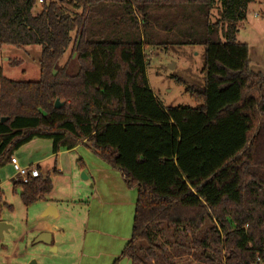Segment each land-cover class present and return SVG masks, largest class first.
I'll return each mask as SVG.
<instances>
[{"label":"trees","instance_id":"obj_1","mask_svg":"<svg viewBox=\"0 0 264 264\" xmlns=\"http://www.w3.org/2000/svg\"><path fill=\"white\" fill-rule=\"evenodd\" d=\"M253 1L0 0V47L40 46L37 80L0 67V168L47 139L53 154L83 144L117 169L136 201L112 264H172L156 234L198 232L208 218L210 239L199 243L221 248L223 264H264V74L236 39ZM184 45L203 47L202 85L186 88L196 106L165 107L144 50ZM18 188L29 206L52 182L38 174Z\"/></svg>","mask_w":264,"mask_h":264},{"label":"rangeland","instance_id":"obj_2","mask_svg":"<svg viewBox=\"0 0 264 264\" xmlns=\"http://www.w3.org/2000/svg\"><path fill=\"white\" fill-rule=\"evenodd\" d=\"M39 6L33 10L37 12ZM212 20L217 17L216 9L212 11ZM237 41L246 43L249 51V66L264 74V0H254L246 11V19L237 24ZM40 46L30 45L23 48L3 45L0 47V67L2 74L15 81H35L39 78L38 57ZM147 58L146 77L148 85L163 106H188L196 104L186 92L187 86H201L200 70L203 66L202 45H184L164 47H147L144 50ZM69 53L65 52L60 63H63ZM6 170L2 171L5 174ZM12 175V177H10ZM4 176V175H3ZM10 177V178H9ZM13 169L4 177L0 191V220L10 227L3 231L0 239V264H61V251L54 252L51 246L34 243V238L41 232L36 226L44 220L40 215L43 203L38 200L29 206H24L20 199V190H12L9 179L14 178ZM81 177V175H80ZM77 209V208H76ZM68 208L72 219H63L64 236L68 240L70 226L77 232L78 223L85 219V213L79 208ZM76 219L68 226L70 220ZM54 221L55 219H49ZM58 224L61 219L55 220ZM213 222L206 220L204 227L198 232L189 229H179L167 232L161 229L156 234V243L166 246L169 261L172 264H223L224 251L205 247L199 243L202 239L209 241ZM56 244V237L53 238ZM64 242V241H63ZM54 246V245H52ZM69 252L71 249H67ZM206 256H202V252ZM69 252H66L70 254Z\"/></svg>","mask_w":264,"mask_h":264},{"label":"crops","instance_id":"obj_3","mask_svg":"<svg viewBox=\"0 0 264 264\" xmlns=\"http://www.w3.org/2000/svg\"><path fill=\"white\" fill-rule=\"evenodd\" d=\"M51 147L50 140L32 139L12 155L21 166L35 167L52 182V190L38 200L43 203L40 215L48 220L41 221L36 230L51 234L50 244L45 245L51 246L54 252L61 251V264H112L131 236L136 189L128 187L117 169L83 144L56 154ZM11 170V163L0 168V186ZM12 179H9L11 184ZM70 207L79 208L85 213V219L78 223L75 233L70 226L69 239L62 240L68 230L64 229L63 219H72ZM49 219H61L62 223L57 225ZM75 221L70 220L68 226ZM54 237L56 244H53ZM117 264H131V261L123 257Z\"/></svg>","mask_w":264,"mask_h":264},{"label":"built area","instance_id":"obj_4","mask_svg":"<svg viewBox=\"0 0 264 264\" xmlns=\"http://www.w3.org/2000/svg\"><path fill=\"white\" fill-rule=\"evenodd\" d=\"M38 1L41 2L42 0ZM10 163L15 174V177L12 179L13 181L25 183L29 177H36L39 174L37 169L33 166H21L13 156H11Z\"/></svg>","mask_w":264,"mask_h":264},{"label":"water","instance_id":"obj_5","mask_svg":"<svg viewBox=\"0 0 264 264\" xmlns=\"http://www.w3.org/2000/svg\"><path fill=\"white\" fill-rule=\"evenodd\" d=\"M60 102L58 99L55 100L54 102V106L55 107H59L60 106ZM6 118L2 117L0 118V121H4ZM8 224H6L5 222L0 221V237H2L3 231H6V229L8 228ZM51 241V234L49 232H41L39 233L35 238H34V243H38V242H42L44 244H50ZM29 264H35V261H30Z\"/></svg>","mask_w":264,"mask_h":264}]
</instances>
